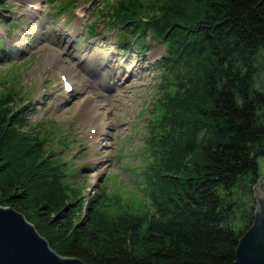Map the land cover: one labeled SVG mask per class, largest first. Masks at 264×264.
<instances>
[{
  "label": "trees",
  "instance_id": "1",
  "mask_svg": "<svg viewBox=\"0 0 264 264\" xmlns=\"http://www.w3.org/2000/svg\"><path fill=\"white\" fill-rule=\"evenodd\" d=\"M195 1L103 0L87 26L91 37L105 18L135 36L138 51L150 39L164 46L144 205L105 191L87 200L68 179L74 168L48 145V121L31 123L30 104L12 103L21 97L14 87L0 93V203L40 232L42 217L57 252L88 264L234 263L264 153V0H203L200 9ZM244 193L250 200L235 228Z\"/></svg>",
  "mask_w": 264,
  "mask_h": 264
},
{
  "label": "rangeland",
  "instance_id": "2",
  "mask_svg": "<svg viewBox=\"0 0 264 264\" xmlns=\"http://www.w3.org/2000/svg\"><path fill=\"white\" fill-rule=\"evenodd\" d=\"M1 1L7 8H0V93L14 87L16 98L21 96L14 106L30 104L34 125L48 121L53 133L48 145L74 168L68 179L84 187L87 200L105 191L120 195L126 204H146L142 169L146 159L149 162L145 144L152 133L149 121L162 77L155 64L164 53L162 43L150 39V45L138 51V39L123 28L110 29L105 18L97 20L90 37L88 23L103 0ZM60 2H68V7L59 8ZM196 4L200 9L204 2ZM54 52L60 60L50 62ZM69 70L73 76L68 79L76 85L71 92L65 90L62 77ZM89 96L91 105L86 102ZM95 114L109 121L98 139L93 138ZM258 164L264 185V153ZM238 200L235 228L250 199L244 193ZM36 219L42 232L28 220L47 238L51 227L39 215Z\"/></svg>",
  "mask_w": 264,
  "mask_h": 264
},
{
  "label": "water",
  "instance_id": "3",
  "mask_svg": "<svg viewBox=\"0 0 264 264\" xmlns=\"http://www.w3.org/2000/svg\"><path fill=\"white\" fill-rule=\"evenodd\" d=\"M254 187L257 207L240 236L233 264H264V185ZM0 264H88L57 252L35 224L12 206L0 205Z\"/></svg>",
  "mask_w": 264,
  "mask_h": 264
},
{
  "label": "bare ground",
  "instance_id": "4",
  "mask_svg": "<svg viewBox=\"0 0 264 264\" xmlns=\"http://www.w3.org/2000/svg\"><path fill=\"white\" fill-rule=\"evenodd\" d=\"M31 1H35V0H31ZM58 60H60L59 54H56L55 52L50 54V57H49V61L50 62H57ZM63 69H65V66H64ZM67 75H68V78L72 77L73 76V72L69 70V73H67ZM75 89H76V85H75L74 90ZM92 100H93L92 96H89L88 100H86V102H88V104L91 105ZM90 105H89L88 109L90 108ZM97 107H98V105L96 106V108ZM93 121L96 124V126H95L96 127V133L93 135V138H97L98 135L100 134V132L105 130V128H106V126H107L109 121L107 119L100 118L98 116V114H95V116L93 117Z\"/></svg>",
  "mask_w": 264,
  "mask_h": 264
},
{
  "label": "snow or ice",
  "instance_id": "5",
  "mask_svg": "<svg viewBox=\"0 0 264 264\" xmlns=\"http://www.w3.org/2000/svg\"><path fill=\"white\" fill-rule=\"evenodd\" d=\"M69 87H71V86L69 85Z\"/></svg>",
  "mask_w": 264,
  "mask_h": 264
}]
</instances>
